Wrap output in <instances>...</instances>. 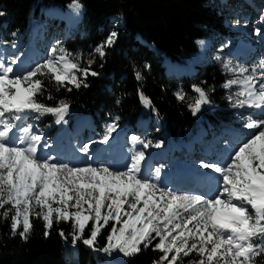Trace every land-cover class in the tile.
<instances>
[{
	"label": "snow or ice",
	"instance_id": "obj_1",
	"mask_svg": "<svg viewBox=\"0 0 264 264\" xmlns=\"http://www.w3.org/2000/svg\"><path fill=\"white\" fill-rule=\"evenodd\" d=\"M68 7L79 15L83 4L72 0ZM260 23L264 24V17ZM117 38L118 33L112 31L94 53L103 59L106 48H111ZM18 59H6L0 53V219L10 220L12 236L18 234L27 240L33 228L31 218L35 217L44 222L45 237L54 222L71 220L73 247L82 241L109 256L119 252L125 257L152 247L162 253L154 264H183L182 258L193 253L199 259L192 264H253L256 257L264 255V118L247 116L242 127L251 130L248 138L223 162L200 165L218 174L219 190L214 196L173 191L159 183L161 169L144 172L143 151L133 150L122 169L74 165L43 153L51 145L26 123L27 119L33 114L35 119L52 114L60 123L69 108L64 100L52 107L36 99L47 90L43 78L48 84L54 83L57 90L63 87L71 92L68 85L88 87V76L99 73L91 71L94 60L81 67V57L63 47H53L49 59L26 72L14 70ZM223 67L233 74L223 87L240 86L228 97L229 102L234 107L259 110L264 117V58L251 66L233 65L228 60ZM136 78L142 79L139 72ZM193 90L198 96L189 108L195 115L210 100L203 88L193 86ZM139 95L145 106H151L149 98L142 92ZM175 95L185 100L183 91ZM116 127L115 122L108 124L99 143L107 144ZM130 140L133 149L137 144L161 147L135 135ZM89 148L85 144L81 152L91 160ZM90 221L92 227L85 238ZM110 222L114 223L106 245L96 249L97 237ZM59 235L67 239L63 230ZM154 240L158 242L153 246Z\"/></svg>",
	"mask_w": 264,
	"mask_h": 264
},
{
	"label": "trees",
	"instance_id": "obj_2",
	"mask_svg": "<svg viewBox=\"0 0 264 264\" xmlns=\"http://www.w3.org/2000/svg\"><path fill=\"white\" fill-rule=\"evenodd\" d=\"M70 3L72 0H0V12L4 13L0 16V43L11 45L20 39L26 47L35 25H51L47 36L56 33L60 26L66 36L54 37V46L79 55L81 67H87L89 59L94 60L91 71L99 75L88 76L85 81L88 87L77 89L68 85L73 89L71 92L63 87L57 90L54 83L48 84L47 78H43L47 90L36 97L40 103L52 107L61 100L66 101L69 108L64 120L69 128H73L77 120L89 117L92 131L100 139L109 122L135 131L139 120L152 116L160 124L161 133L156 137L165 139L170 146L178 139L190 138L201 124H207L216 132L236 124L238 107L229 102L230 94L223 87L233 76L213 61L199 63L194 53L198 50L196 41L201 38H209L213 45L225 47L231 36L224 24L225 17L240 14L225 10L213 0H80L83 9L68 23ZM54 8L60 10L59 13L49 16L48 12ZM112 31L118 33V38L111 48H106V56L101 59L94 49ZM165 59L194 67L195 73L181 77L168 73ZM137 72L142 79L136 78ZM193 86L208 93L210 103L206 106L211 105L204 106L195 115L186 100ZM179 91H184V101L176 98ZM141 92L150 99L151 106L141 102ZM49 95L53 99L49 100ZM34 115L30 120L47 131L53 129L51 136L59 132L56 116L45 114L35 119ZM177 157L178 153L174 154L173 160ZM31 220L33 228L24 240L18 234L12 236L10 220L0 219V264H154L162 255L152 247L132 257L119 252L109 256L82 241H77L73 247L71 220L54 222L47 237L44 222L35 217ZM113 223L101 230L96 249L106 245ZM91 227L90 221L85 238ZM61 230L67 239L59 235ZM156 242L158 240L153 241V246ZM193 258L199 259L193 255L183 257V264H191ZM253 264H264V255L256 257Z\"/></svg>",
	"mask_w": 264,
	"mask_h": 264
},
{
	"label": "rangeland",
	"instance_id": "obj_3",
	"mask_svg": "<svg viewBox=\"0 0 264 264\" xmlns=\"http://www.w3.org/2000/svg\"><path fill=\"white\" fill-rule=\"evenodd\" d=\"M261 2L257 1V0H244V9L242 10V12H240V16L238 18V20L234 19L233 22H231V28L232 30L237 31V33L239 34V36H241V33L243 31H245L247 28V25L249 23H252L253 26H258V20L257 18H259L260 16V12L254 14L253 11H251V8H247L248 3H252L253 5H256L257 3H261L262 7H264V0H260ZM213 2L215 4H218L220 6H222L225 10H231V5L232 2H236L231 1L229 3V0H213ZM241 3H238L237 6L232 5L234 7H236L237 12H239V9H241ZM240 5V6H239ZM60 10L54 8L51 9L48 14L49 16H51L53 13H59ZM244 11V12H243ZM70 14H71V19L68 20V23L72 22L73 19L77 16L76 14H74L71 9L69 10ZM248 13V16H245L243 14ZM261 17V16H260ZM79 21L76 20L74 25L71 26V29H73L76 26V23ZM229 21V20H228ZM238 21V23H237ZM226 22H224L225 24ZM228 23V22H227ZM226 23V24H227ZM256 23V24H255ZM50 27H52L51 25L46 26L44 24H38L35 25L32 28V38L28 41V47L24 50V43H22V41L20 39H18L15 43L16 47L13 48L12 44L8 45L5 43H0V53H2L4 55V57L6 59L8 58H16L18 57V61L22 58L23 59V54L27 52V54H29V50L31 49L32 51H34L35 55L33 58L31 59H23L22 66L17 67L14 66V70L15 68H20L22 72H26L28 70H30L31 68L35 67L36 65L45 62L47 59L50 58L51 56V49L55 44V40L54 37L56 36H60L61 38L66 36V32L63 31V29H60V26L57 27V34L56 33H52L51 35L47 36V31L50 29ZM256 29H260V34L257 35L256 31L254 32L255 37L257 38L256 41V45L260 46V42H261V35L263 34V27H255ZM253 32H249V36L246 37V39H248V42H251L255 39V37L252 36ZM47 36V37H46ZM50 37V38H49ZM241 41V38L239 37L238 42ZM253 44V42H252ZM23 52V53H22ZM26 54V56H27ZM261 55L262 52L260 51V53H257L256 57H252L249 59H244L242 60L241 57L239 56H234L230 53L229 49L227 47H221V46H216L213 45V43H211L210 45V49L208 50V53L205 56H202L200 53L197 57L196 55V59L199 63L204 62L206 60H210L213 61V64H215L217 67L219 68H223L224 62L231 60L233 65H243V66H250V62L256 61L258 62V60L261 59ZM22 56V57H21ZM25 57V56H24ZM216 57H220L221 59H216ZM263 58V57H262ZM25 60V62H24ZM184 68V72H175L176 75L180 76L179 74L182 73L184 75H190V74H194L195 73V69L193 68H188L187 66L183 65ZM229 73V72H228ZM77 75H79V73H77ZM239 90L240 86L239 85H233L231 88H226L229 92L230 95H233L235 93V90ZM180 92V91H179ZM184 93V91H183ZM185 94V93H184ZM198 96V93L192 92V94L188 95V97L186 98L188 104H192L194 103L195 98ZM206 105H203L201 108H203ZM207 107V106H206ZM246 108V107H244ZM238 114H237V123L234 126V131L237 133L241 134V139L239 141V143H243L245 140V136L246 139L248 138V134L251 130H247L244 129L242 127V124L244 122V119L251 115L253 119H257L256 118V113L258 112V110L253 109L252 112L250 113H244V109L243 108H239ZM82 119V118H81ZM79 119V120H81ZM77 120L74 125L73 128H69L68 126V122L65 121L63 119V121H61L59 124V132L54 135L51 136L50 133L53 131V129H50L49 131L46 130V128L40 127L35 125L30 118L27 119L26 123L28 124H32L33 125V130L35 132H37V134H43L45 140L47 141V143H49L51 145V147L48 148H44L43 149V153L45 154H51V155H55L59 160H63V161H69L74 165H84V164H92L95 167H99V166H109L110 165V157H114V154H111V148H104L102 147L99 143V141L102 139H97L94 133H93V124L91 122V119L86 118L81 120L85 125V127H81L79 128L77 126L78 122H81ZM87 120V121H86ZM113 123V122H109L108 124ZM115 132H121V143H120V148L121 150H125L128 153L129 156L132 155V151L134 150L132 147V142L130 140V137L135 135L138 136L146 141H151L152 145H155L157 143L161 144V147L157 148L154 146H149L148 148H144L142 145H136V151H143L145 154V162H143V164L145 163V167H144V172L146 173L147 171H152L154 172L155 169L159 168L161 169L160 171V180L159 183L161 184V186L164 187H168L171 188L173 191H178V192H190L193 194H201L204 195V193H196V192H192V191H188L185 188H182L180 190H178L177 188H173L172 184L175 182V178H176V174H177V169L179 166H189L190 168L196 166L197 170L199 169V172L202 173V168L200 165L202 163H207L205 161H200L197 162L196 164L193 165H189L186 164V162H181L182 160L179 161H172V156L175 153L176 150H178L177 148L179 147V145L177 144H172L171 146L168 145V142L165 139H160L159 137H156L157 133H161L160 131V124L157 121V119H153L152 116H148L146 119H141L139 120V122L137 123L136 129L137 130H132L131 127H125L123 125H120L118 123ZM203 133V132H202ZM163 136V134H162ZM198 140V139H197ZM214 140V138H212V141ZM231 137L228 139V141L226 142V144H222V143H217L214 147H213V151L208 154V157L214 156V158H219L220 155L224 154V152L226 150H228L230 147H228L229 143L231 142ZM88 144L90 145L89 148V152L92 154V159L88 160L87 157L80 156L77 154V152L79 153H83L81 152V148L83 145ZM70 145L74 146V150H70V152H68L67 154H65L66 151H68ZM186 148L185 149H189V147H192V143L189 144H185ZM208 148V147H204ZM59 149V150H57ZM201 150V155L203 157L206 158L205 155V150ZM77 150V152H76ZM40 153H38L39 155ZM172 161V162H171ZM118 163V162H117ZM170 166V168H169ZM123 166L117 165V167H111L113 169H122ZM142 167V169H143ZM181 175V174H180ZM169 178V183L165 184V180ZM208 180V183L205 184L206 189L208 190L209 187L211 188V177H207L206 178ZM165 184V185H164ZM192 187V186H191ZM216 194V193H215ZM206 197V196H205ZM207 198V197H206ZM57 205H53V207H56ZM126 207V206H125ZM71 211H74V209H70ZM189 227H191V225H189ZM193 256H197L196 253L192 254ZM193 260H196L193 258ZM192 264V263H191Z\"/></svg>",
	"mask_w": 264,
	"mask_h": 264
},
{
	"label": "bare ground",
	"instance_id": "obj_4",
	"mask_svg": "<svg viewBox=\"0 0 264 264\" xmlns=\"http://www.w3.org/2000/svg\"><path fill=\"white\" fill-rule=\"evenodd\" d=\"M248 5L249 6H247V8H251L252 9L251 11H253L254 14L260 12V16L261 17L264 16V7L261 6L262 4L253 5V4H249L248 3ZM244 15L245 16H248L249 14L248 13H245ZM260 16H259V18H260ZM252 23H249L247 25V27H246L247 29L241 33V36H242L241 39L242 40H245V42H243L241 40L240 48L249 51V54L253 58L256 57L257 56V53H260V51H261L262 52L261 58L262 57L264 58V44L261 41L260 42L261 45L260 46H257L256 45V41H255L257 38L254 35V32L256 31L255 30V27H262L263 25L262 24H259L258 26H253L254 23L253 24ZM249 32H253V35L252 36L255 37V39L253 41H251V42H248L246 40V37L249 36ZM252 42H253V44H250ZM204 46H205V44H203L202 47H204ZM28 50H29V52H28L29 54H27V52L23 54V59H25V60L26 59L29 60V59L33 58L34 55H35L34 51H32L31 49H28ZM26 54H27V56H26ZM231 54L234 55V56H240L239 54H236L235 52H232ZM23 59L21 58L18 61L17 67H20L21 68V66H22V63L21 62L23 61ZM25 60H24V62H25ZM164 64L167 67V70L169 72L171 71V73L172 72H184V68L185 67L182 64H176L174 62L172 63L168 59H165ZM86 118H89V117H86ZM86 118H82L81 120L86 119ZM81 120H79V121H81ZM83 124L84 123L81 121V122H78L77 123V126L79 128L85 127V125H83ZM121 134H122L121 132H115L114 131V132H112L111 139L109 140V142L107 144L100 143V144H102L101 146L104 147V148H106V147L111 148V150H112L111 151V154L112 155L114 154V157L112 156L111 158L117 159V162H118V163L116 162V165L114 167H117V165L123 166V163H124L125 159L128 158V157H130L128 155L129 152H127L125 150L123 151L120 148ZM240 139H241V134L240 133H236L235 136L233 137V142L235 143L236 148L241 144V143H239ZM244 140H246V136H245ZM72 149L74 150L75 148H74V146L70 145L68 151H66L65 154H67L68 152H70V150H72ZM57 150H59V149H57ZM134 150H136V145L134 146ZM76 152H77V150H76ZM77 154L80 155V156H83L84 155L83 153H79V152H77ZM227 154H228V152L225 153V155H222L217 162H223L225 159H227ZM143 166L145 167V163L142 164V167ZM111 167H113V165H111ZM183 170L186 172L185 180L179 179L180 178V174L183 173ZM205 170L206 169H202V173H198L199 170H197V169L195 171V170H193L191 168H188L186 166H182V165L179 166L178 169H177V174H176L175 182L172 184L173 188H177L178 190H180L182 188H185L188 191H192V192H196V193L197 192L198 193H204L206 197L214 196L215 193L219 190V184L217 182V178L211 177V180H212L211 185H214L215 189H213V190H209L208 189L207 190L205 184L208 183V180L206 179L207 176L204 173ZM167 183H169V178H167L165 180V184H167Z\"/></svg>",
	"mask_w": 264,
	"mask_h": 264
}]
</instances>
